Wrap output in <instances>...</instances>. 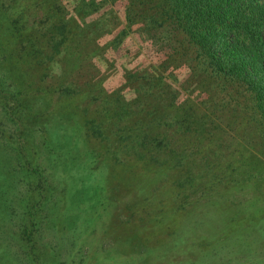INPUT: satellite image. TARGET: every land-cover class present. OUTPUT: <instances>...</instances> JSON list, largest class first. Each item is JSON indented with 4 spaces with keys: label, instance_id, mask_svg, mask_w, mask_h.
Segmentation results:
<instances>
[{
    "label": "rangeland",
    "instance_id": "1",
    "mask_svg": "<svg viewBox=\"0 0 264 264\" xmlns=\"http://www.w3.org/2000/svg\"><path fill=\"white\" fill-rule=\"evenodd\" d=\"M14 1L25 2L24 10L30 6L34 16L25 30L19 25L20 31L9 35L1 28L0 41L10 39L11 51L22 59L18 66L29 67L19 72L26 74L22 87L38 98L44 117L48 110L69 117L68 158L76 180L60 184L70 176L63 175L64 166L57 168L55 182L49 179L51 192L46 191L39 205L41 222L32 241L22 243L15 231L22 213L18 201L24 199L30 206L39 194L27 173L14 178L5 195L10 206L5 217L12 219L13 229L4 240L0 235V264H264V138L225 119L216 122L220 134L209 138L201 120L186 119L190 128H197L196 137L188 140L190 134H177L167 151L142 154L141 140L151 139L163 121L156 97L138 91L145 82L142 71L152 72L150 67L161 62V39L152 41L136 24L114 41L125 26V2L112 3V10L106 7L108 16L102 22L85 16L81 22L82 12L74 11L78 0ZM60 1L72 15L66 24L72 34L65 51L50 63L31 37L36 28L32 21L42 4L47 8ZM20 43L26 48L15 53ZM79 62L86 64L92 78H99L103 103L92 96L99 86L85 95L74 87L65 89L68 78L79 73ZM106 68L107 78L100 79L95 71ZM93 119V126L104 128H115L120 121V138L111 134L113 143H107L95 129L88 130ZM5 124L0 123V141L3 128H10ZM4 158L11 174H18L14 154L7 152ZM49 161L45 154L36 161L43 176L50 172ZM78 167L89 173L82 179L86 184L76 182L81 176ZM79 196L83 199L77 200ZM66 197L73 203L68 209ZM84 200L85 212L75 209Z\"/></svg>",
    "mask_w": 264,
    "mask_h": 264
},
{
    "label": "trees",
    "instance_id": "2",
    "mask_svg": "<svg viewBox=\"0 0 264 264\" xmlns=\"http://www.w3.org/2000/svg\"><path fill=\"white\" fill-rule=\"evenodd\" d=\"M117 1L125 2V26L114 41L118 43L123 34L136 24H139V31L152 41L161 39L158 50L163 54L161 62L150 67L152 72H148V69L142 71L141 79L145 82L139 85L138 91L143 90L145 94L156 97L163 113L160 120L163 121H160L161 130L156 131L151 139L147 141L144 136V140H141L142 154L160 155L169 149L171 138L177 134H190L188 140L196 137L197 128H190L191 121L187 122L186 119L201 120L205 124L204 134L209 138L220 134L216 122L224 119L231 120L232 124L240 123V126L248 128L246 130H252L264 138V0H78L74 11L82 12L81 22L83 16L89 21H101L108 16L106 7L112 10V3ZM24 5L25 2L19 5L14 0H4L0 4V39L1 28L4 34L11 35L12 30L20 31L19 25L25 30L28 22H31L34 16L30 12L31 7L24 10ZM40 9L41 12L32 21L36 28L31 37L39 41L36 45L44 58L53 63L71 40L69 36L72 33H69L66 24L72 15H69L61 1L47 8L42 4ZM9 41L5 39L0 42L9 47ZM4 45L0 47V123L9 124L10 128H3L2 133H6L0 141V235L4 240L6 233L13 229L12 219L5 217L10 209L5 195L14 178H22L21 175L27 173L32 178L29 184H36V194L39 195L38 200L30 206L25 204L24 199L18 201L22 213L16 218L15 231L22 236L21 241L24 243L32 241V234L41 222L39 205L43 203L41 200L46 196V191L51 192L50 184L53 182L49 179H56L54 174L57 168L64 166L63 175L68 173L70 176L66 181L60 180V184H73L76 180L68 158L72 151L68 133L72 125L69 117L55 111L48 110L47 117H44L46 114L41 112L44 107L38 105V98L29 96L22 87L26 74L19 72L29 67H19L18 62L22 59L10 47L3 49ZM15 47L17 53L24 50L26 45L20 43ZM83 63L77 64L79 73L68 78V87L65 89L74 87L85 95L88 89L93 94V87L99 86L97 96H92L96 100L101 97L99 102L103 103L105 97L100 96L104 93L103 87L99 85L100 80L92 78ZM107 69L95 73L104 79L107 78ZM179 74L183 76L179 77ZM38 95L40 92H36ZM179 95L181 101H178ZM94 122V119L90 122L88 130L95 129L107 143L112 142L111 134L120 138L116 135L119 133L116 127L120 128V121H117L115 128L96 124L97 128L92 125ZM186 122L188 125L184 126ZM101 130H107L109 134H102ZM125 146L131 150L128 144ZM7 152L14 154L18 174H11L7 167V159H3ZM41 154L50 159L47 164L50 172L46 176H43L40 164L36 163ZM78 169L80 171L77 173L81 176L76 182L86 184L82 179L89 178L87 169ZM69 189L67 186V193ZM79 189L76 185L75 191ZM80 199L83 196L77 198ZM86 203L88 200L82 201L75 209L82 211L81 207ZM65 204L66 209L73 205L68 197Z\"/></svg>",
    "mask_w": 264,
    "mask_h": 264
}]
</instances>
